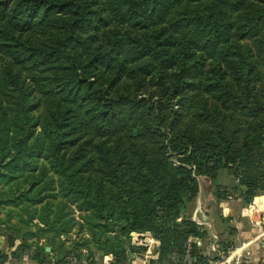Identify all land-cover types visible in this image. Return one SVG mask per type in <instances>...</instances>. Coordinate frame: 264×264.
I'll return each mask as SVG.
<instances>
[{
	"label": "trees",
	"instance_id": "16d2710c",
	"mask_svg": "<svg viewBox=\"0 0 264 264\" xmlns=\"http://www.w3.org/2000/svg\"><path fill=\"white\" fill-rule=\"evenodd\" d=\"M263 79L264 0H0V264H208L184 211L264 194Z\"/></svg>",
	"mask_w": 264,
	"mask_h": 264
},
{
	"label": "crops",
	"instance_id": "0c3cea01",
	"mask_svg": "<svg viewBox=\"0 0 264 264\" xmlns=\"http://www.w3.org/2000/svg\"><path fill=\"white\" fill-rule=\"evenodd\" d=\"M211 181L200 178L199 191L192 209L191 218L207 231L204 237H190L189 243H194L200 253L209 260H217V253L209 250L214 238H217L219 251L227 246L228 255L232 250L240 253V264H264V254L261 248V237L264 238V194H259L247 205L242 204V197L234 194L233 199L216 200ZM211 235L213 239H211ZM146 250L142 254L134 253L131 264H147L153 258L159 242L150 233H142ZM7 242L0 235V250L7 251ZM232 255V254H230ZM232 256L228 259L231 260ZM235 264L234 260L229 262ZM6 264H36L27 256L12 261L9 257Z\"/></svg>",
	"mask_w": 264,
	"mask_h": 264
},
{
	"label": "rangeland",
	"instance_id": "374dc122",
	"mask_svg": "<svg viewBox=\"0 0 264 264\" xmlns=\"http://www.w3.org/2000/svg\"><path fill=\"white\" fill-rule=\"evenodd\" d=\"M261 82L262 83L257 86V89L261 90V92H264V79ZM137 93H139L138 94L139 97L146 96L142 92H137ZM176 107L177 106L174 105L173 108L176 109ZM170 160L173 161L174 164H178V160H177L176 157L172 156V157H170ZM201 177H205V176H198L197 177L198 191H199V184H200V178ZM215 183L221 184V185H224L225 187H227V189L230 191V195L228 196L227 199H229V200L233 199V197H234L233 195L234 194H236V195L238 194V197H241V195H240L241 188H240V186L237 185V180L231 175V173H230V171L228 169H220L219 170V172L217 174V177H216V180H215ZM215 183L211 181V185L209 186V191L212 189L213 194H214V184ZM214 196H215V194H214ZM195 200H196V198L194 200H192L191 202H189L188 205H187V208L184 211V213L186 215L190 216V217H191L192 209L194 207ZM216 200L218 201L219 199L216 198ZM242 204L243 205H247V203L244 202L243 199H242ZM71 214H72L76 224L74 225L73 229H71L70 231L64 232V233H62L60 235H57L58 238L59 239H63V240H67L68 238L80 239V238L89 237V231L87 230V227L83 226V228L80 229V226H79L80 223H84L82 215L77 210H74V212L71 213ZM141 235L142 234L135 233V232L133 234H131V236H132L131 237L132 244L134 246H142V244L144 242L143 241V237L144 236H141ZM40 237H41V239H39L40 240L39 242L42 245H44L46 243V240L43 239L42 236H40ZM211 239H213L212 235H211ZM47 247H49V246H47ZM89 247L92 248L93 252L95 253V256L100 257L103 262L108 261L109 258H108L107 255H102L101 251L98 250L97 248H95L93 245H90ZM45 250H46V248H45ZM81 250H83L82 252H83V254H85L86 250H87L86 245H83V247H81ZM46 251H50V250H46Z\"/></svg>",
	"mask_w": 264,
	"mask_h": 264
},
{
	"label": "built area",
	"instance_id": "2783aa9c",
	"mask_svg": "<svg viewBox=\"0 0 264 264\" xmlns=\"http://www.w3.org/2000/svg\"><path fill=\"white\" fill-rule=\"evenodd\" d=\"M140 234H142V233H140ZM261 248H262L263 254H264V238H263V236L261 237ZM209 250L213 253H217L219 258L217 260H209L208 264H230L229 262H231L232 260H234L235 264H240L239 263L240 253H236L235 252L236 250H232L230 253L232 255H230V254L228 255V254H225V253L219 251V245H218L217 238L213 239V242L209 246ZM231 256H232V259L228 260ZM183 263L184 264H200L197 261L196 257L190 253L189 249H187L185 252V255L183 258Z\"/></svg>",
	"mask_w": 264,
	"mask_h": 264
},
{
	"label": "water",
	"instance_id": "95a60500",
	"mask_svg": "<svg viewBox=\"0 0 264 264\" xmlns=\"http://www.w3.org/2000/svg\"><path fill=\"white\" fill-rule=\"evenodd\" d=\"M148 233V232H147ZM46 250H50V247H46Z\"/></svg>",
	"mask_w": 264,
	"mask_h": 264
}]
</instances>
